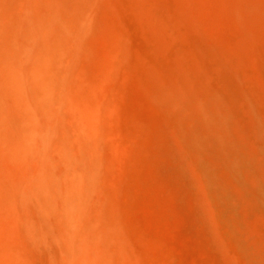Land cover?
Here are the masks:
<instances>
[{
  "label": "rangeland",
  "instance_id": "rangeland-1",
  "mask_svg": "<svg viewBox=\"0 0 264 264\" xmlns=\"http://www.w3.org/2000/svg\"><path fill=\"white\" fill-rule=\"evenodd\" d=\"M15 1L0 264H264V0Z\"/></svg>",
  "mask_w": 264,
  "mask_h": 264
},
{
  "label": "bare ground",
  "instance_id": "bare-ground-1",
  "mask_svg": "<svg viewBox=\"0 0 264 264\" xmlns=\"http://www.w3.org/2000/svg\"><path fill=\"white\" fill-rule=\"evenodd\" d=\"M17 2H18V0H16ZM16 1H15V3H16ZM10 3V2H9ZM8 3V4H9ZM53 4V3H52ZM20 5V4H19ZM17 6V5H16ZM22 6V5H21ZM48 6V5H47ZM56 6V5H55ZM23 7V6H22ZM57 7V6H56ZM55 7V8H56ZM25 8V7H24ZM52 8V7H51ZM26 9V8H25ZM24 9V10H25ZM48 9V8H47ZM28 10V9H27ZM49 11H50V9H49ZM31 13V12H30ZM21 14V13H20ZM18 15H19V13H18ZM20 16V15H19ZM17 17V16H16ZM22 17H24V14L22 15ZM26 18V17H25ZM21 19V18H20ZM34 20V19H33ZM37 21V20H36ZM36 21H35V23H36ZM34 22V21H33ZM13 23H14V21H13ZM79 23V22H78ZM84 23H85V21H84ZM12 24V23H11ZM21 24V23H20ZM41 25V24H40ZM44 26H45V24H44ZM79 26V25H78ZM41 27V26H40ZM50 27V26H49ZM52 27V26H51ZM85 27V26H84ZM81 28V27H80ZM51 29V28H50ZM21 30V29H20ZM24 30V29H23ZM31 31H32V29H30ZM33 30H34V28H33ZM47 30V29H46ZM17 31V30H16ZM21 32V31H20ZM74 32H75V30H74ZM26 33V32H25ZM24 33V34H25ZM28 33V32H27ZM22 34V33H21ZM25 35H27V34H25ZM29 37V36H28ZM41 40H43V39H41ZM19 41V40H18ZM25 42V40H22V42ZM26 44V43H25ZM31 45V44H30ZM70 45V44H69ZM72 45V44H71ZM70 45V46H71ZM44 46V45H43ZM28 47V46H27ZM45 47V46H44ZM49 49V48H48ZM40 51V50H39ZM43 51V50H42ZM57 51V50H56ZM55 51V52H56ZM19 52V51H18ZM63 52V51H62ZM70 53H72L71 51H70ZM59 54V53H58ZM64 54V53H63ZM45 55V54H44ZM61 55V54H60ZM70 55V54H69ZM11 56V55H10ZM46 56V55H45ZM16 57V56H15ZM46 57H48V56H46ZM45 57V61H43V62H47V58ZM67 57V56H66ZM73 57V56H72ZM56 58V57H55ZM70 57H68L67 59H69ZM40 59V58H39ZM49 59V58H48ZM74 59V58H73ZM12 60H13V58H12ZM41 60H43V58L41 59ZM66 60V59H65ZM74 60H76V59H74ZM17 60H15V62H16ZM68 61V60H67ZM66 62V61H65ZM65 64V63H64ZM67 64H69V63H67ZM71 64V63H70ZM59 65V64H58ZM70 66V65H69ZM69 66L67 67V68H69ZM62 67V66H61ZM13 68V67H12ZM65 69V68H64ZM11 70V69H10ZM12 71V70H11ZM16 72V71H15ZM71 72H73V71H71ZM37 78V77H36ZM69 81H71V80H69ZM69 81H67V82H69ZM34 82V81H33ZM36 82V81H35ZM38 82V81H37ZM30 83H32V82H30ZM66 84V83H65ZM37 85V84H36ZM67 87V86H66ZM68 88H69V86H68ZM70 89V88H69ZM66 91V90H65ZM63 99V98H62ZM66 99V98H65ZM68 99H70V98H68ZM28 101H29V99H28ZM67 101V100H66ZM70 101V100H69ZM71 103V102H70ZM100 104V103H99ZM67 105V104H66ZM71 106H73L72 104H70V107ZM70 107H68V109L70 108ZM63 109H65L66 111L68 110L67 108H63ZM74 109V108H73ZM72 108H70L69 109V111L70 110H73ZM64 110V111H65ZM104 110V109H103ZM105 113V112H104ZM104 116V115H103ZM92 118V117H91ZM59 120V119H58ZM106 122V121H105ZM100 127V125L98 126V128ZM102 127V126H101ZM84 128V127H83ZM60 130V129H59ZM82 130V129H81ZM100 130H101V128H100ZM71 131H72V129H71ZM49 132V131H48ZM73 132V131H72ZM79 132V131H78ZM81 132V131H80ZM104 132V131H103ZM71 133V132H70ZM85 134V133H84ZM41 136V140L43 141V142H46V143H48L49 141V139H48V137H49V135L47 134V133H43V134H41L40 135ZM82 136V135H81ZM86 138V137H85ZM88 138V137H87ZM48 139V140H47ZM86 140V139H85ZM113 140H116V139H114L113 138ZM112 142H114V141H112ZM118 142V141H117ZM115 143V146H116V142H114ZM72 144V143H71ZM37 145H38V143H37ZM70 145V144H69ZM113 145V144H112ZM42 148V147H41ZM44 149H45V147H44ZM43 149V150H44ZM46 150V149H45ZM44 150V151H45ZM59 150V149H58ZM52 154V153H51ZM75 154V153H74ZM100 155V154H99ZM77 156H78V154H77ZM20 157V156H19ZM18 157V158H19ZM45 158V157H44ZM49 162V161H48ZM61 164V163H60ZM59 164V165H60ZM55 165H56V163H55ZM54 166V165H53ZM62 167V166H61ZM52 169V168H51ZM50 170V169H49ZM57 170V169H56ZM44 171V170H43ZM52 171H54V170H52ZM34 173V172H33ZM36 173V172H35ZM42 173V172H41ZM31 174V173H30ZM37 174H38V172H37ZM45 174V173H44ZM59 174H61V171H59ZM80 175V174H79ZM73 176V174H71V177ZM28 177H29V175H28ZM74 178L77 180L78 178H79V176L76 178V175L74 176ZM74 178H73V181H74ZM81 178V177H80ZM72 179V178H71ZM70 179V180H71ZM70 180H69V183H70ZM75 180V181H76ZM82 180V179H81ZM72 180H71V182H73ZM78 182H80V181H78ZM62 183V182H61ZM77 185H79V184H77ZM79 187H82V185H81V183H80V185H79ZM61 189V188H60ZM68 191V190H67ZM70 193V192H69ZM67 194V193H66ZM1 260L4 262V259L3 258H1Z\"/></svg>",
  "mask_w": 264,
  "mask_h": 264
}]
</instances>
